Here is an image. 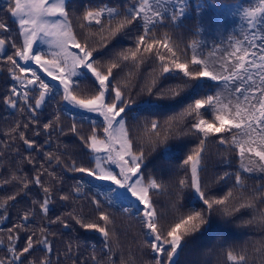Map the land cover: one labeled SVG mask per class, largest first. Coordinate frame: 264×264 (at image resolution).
I'll return each mask as SVG.
<instances>
[{
    "label": "snow or ice",
    "instance_id": "1",
    "mask_svg": "<svg viewBox=\"0 0 264 264\" xmlns=\"http://www.w3.org/2000/svg\"><path fill=\"white\" fill-rule=\"evenodd\" d=\"M4 2L0 64L12 84L0 102L17 115L0 140V264H181L182 253L209 264L205 236L224 237L226 264H256L250 248L264 264V0ZM209 4L238 18L226 36L223 16L199 19ZM205 31L221 39L209 45ZM173 140L191 146L158 170L171 173L170 214L154 199L169 185L145 169L146 150ZM53 205L64 210L52 216ZM116 210L141 225L127 250ZM230 226L254 234L227 244Z\"/></svg>",
    "mask_w": 264,
    "mask_h": 264
},
{
    "label": "trees",
    "instance_id": "2",
    "mask_svg": "<svg viewBox=\"0 0 264 264\" xmlns=\"http://www.w3.org/2000/svg\"><path fill=\"white\" fill-rule=\"evenodd\" d=\"M192 2H194V0H192ZM205 2H207V0H205ZM216 2L219 4L240 3V4H244L245 6H247L248 4V0H216ZM251 2L256 3L257 0H251ZM6 6L7 5L4 2V0H0V11H3V9L6 8ZM220 9L221 8L219 9L214 8L212 14L207 13V20L217 19L223 16L224 17V29H223L222 35L226 36L229 30L235 28V25L238 22V18L232 16L230 10L225 9V8L222 10L223 12V15H222V12ZM197 19L198 18L195 16L194 12L190 11L189 14H186L182 20L183 26L178 30V32H182L184 34L185 44H187L188 42L191 41V39L194 38L191 32L194 28V25ZM199 19L201 20V22H204L205 18H202L201 16ZM200 38L208 41L210 45L212 41L219 42V40L221 39V35L216 34L215 31H211V32L205 31L204 33L201 34ZM127 39L128 38H125V46H127ZM8 54H11V50H9ZM189 55H190V52H189ZM0 66L3 67V71L0 73V101H2V98L4 95L7 94V90L11 86L12 81L8 75L7 68L4 67L3 64H0ZM16 115L17 114L15 113L14 110H11V109L5 110L4 105L2 104V102H0V140L4 139L3 131L8 127V125L13 121V119L16 118ZM4 117H6L7 119H4ZM169 143L171 147L166 152L164 151L163 147L157 148L155 152H152L150 149L146 150V157L149 163H148V168L145 169V171L149 172V171L157 170L155 172V174L157 175V178L163 180L166 184L169 185V187L165 191H162L160 195L154 196V199L158 202L159 210L168 211L171 214V204L176 199L175 190L170 186L171 173L165 171L164 174L161 175L158 170L161 167L174 169L179 164L180 160H182V158L184 157L187 151V147H190L191 145H188L187 147H180L179 142L175 140L170 141ZM208 149L210 153L214 154L217 152V148L214 144L210 143L208 145ZM161 153H163V155H161ZM9 154L10 153H6V156ZM212 160L213 161L216 160L215 155H213ZM222 170L224 169H217V171H222ZM3 174L7 175V166H5ZM72 175L73 174L71 173L67 174L68 178H67V182L65 185L66 190H67V187L73 183L71 179ZM180 175H183V173H180ZM93 183H96V182L93 181ZM253 183L254 181H251V180L248 181V184L250 186ZM102 186L107 187L106 184ZM226 190L227 189H225V191ZM5 194L6 193L4 191H0V195H5ZM81 202H85V201H81ZM182 202H185V201H182ZM19 207L20 205L18 204L17 208ZM260 207L264 208V205H261ZM63 210L64 209L59 208L57 205H53L50 215L55 216ZM15 212H16V209H12V220H15ZM114 219L116 221L118 231L120 232V243L124 246L125 250H127L130 242L133 239H135L137 243L143 240L141 225L139 223L138 217L122 215L119 210H116ZM10 226H11L10 223L4 225L5 228L10 227ZM230 227L232 230L228 232L227 234L231 238L227 241V244L241 243L245 239L248 238V235L254 234V230L237 228L235 226H230ZM241 233H245V235H241ZM85 235L89 238L90 243H95L97 247L99 248L100 243H101V238L98 236V234H95L94 232H88ZM62 238H66V234L63 237L60 235L56 237V243L54 244L53 259H55V250L60 249L62 247V245L60 244V240ZM253 238H255L254 235H253ZM223 240H224L223 236H215V237L205 236L202 240L198 241V245L201 248L211 247L215 249L214 252L208 257L209 264H226L227 248L221 250V248L218 246L219 243ZM186 252H187V249H186ZM2 254H3V251L2 249H0V255ZM37 254L39 255L40 253H37ZM85 255H87V253H85ZM248 255L250 259L252 258L256 259V264H260L259 254L254 253L251 248L249 249ZM147 258H148L147 256L144 257V259H147ZM191 258H192L191 256L186 255L185 253H182L180 256L181 264H183L185 260H188Z\"/></svg>",
    "mask_w": 264,
    "mask_h": 264
},
{
    "label": "rangeland",
    "instance_id": "3",
    "mask_svg": "<svg viewBox=\"0 0 264 264\" xmlns=\"http://www.w3.org/2000/svg\"><path fill=\"white\" fill-rule=\"evenodd\" d=\"M190 1L192 2V0H190ZM223 9H224V8H221V9H220L221 12H222ZM213 10H214V7H212L211 5H209V7L206 8V9L202 12L201 16H202V18H205V19H204V22L207 21V13L212 14ZM222 15H223V12H222ZM0 67H1V66H0Z\"/></svg>",
    "mask_w": 264,
    "mask_h": 264
},
{
    "label": "water",
    "instance_id": "4",
    "mask_svg": "<svg viewBox=\"0 0 264 264\" xmlns=\"http://www.w3.org/2000/svg\"><path fill=\"white\" fill-rule=\"evenodd\" d=\"M2 71H0V73H1Z\"/></svg>",
    "mask_w": 264,
    "mask_h": 264
}]
</instances>
